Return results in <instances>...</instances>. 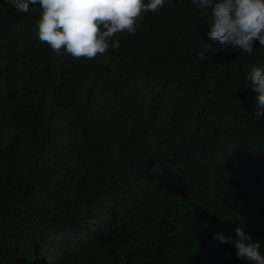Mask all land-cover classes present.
<instances>
[{
	"label": "trees",
	"instance_id": "1",
	"mask_svg": "<svg viewBox=\"0 0 264 264\" xmlns=\"http://www.w3.org/2000/svg\"><path fill=\"white\" fill-rule=\"evenodd\" d=\"M143 2L136 33L89 58L39 40L38 4L0 0V264H250L215 239L239 226L264 256L247 80L264 47L216 44L191 0Z\"/></svg>",
	"mask_w": 264,
	"mask_h": 264
},
{
	"label": "clouds",
	"instance_id": "2",
	"mask_svg": "<svg viewBox=\"0 0 264 264\" xmlns=\"http://www.w3.org/2000/svg\"><path fill=\"white\" fill-rule=\"evenodd\" d=\"M16 11L29 12L30 5L43 9L38 27V38L47 42L56 55L95 57L108 49H117L114 34L127 29L135 34L138 17L145 8L143 0H14ZM168 3L171 0H167ZM201 8L211 9L212 22L208 35L216 44L232 45L238 52L253 54L254 42L264 47V0H191ZM166 0H150L146 8L153 13L165 5ZM100 25L105 31L100 35ZM107 38V39H106ZM64 49L62 53L60 50ZM198 53L205 59V52ZM249 85L259 93L260 115H264V67L254 66L247 74ZM248 85V86H249ZM219 242L234 244L236 255L250 264H264L259 240L254 241L243 226L235 228V235L222 232L215 236Z\"/></svg>",
	"mask_w": 264,
	"mask_h": 264
}]
</instances>
